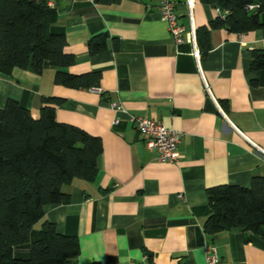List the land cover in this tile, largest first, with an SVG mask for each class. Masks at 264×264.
<instances>
[{"label":"crops","instance_id":"0c3cea01","mask_svg":"<svg viewBox=\"0 0 264 264\" xmlns=\"http://www.w3.org/2000/svg\"><path fill=\"white\" fill-rule=\"evenodd\" d=\"M161 1L48 0L49 30L64 35V51L75 58L63 70L100 72L97 88L55 84L48 63L40 73H0V117L8 99L37 118L42 98L57 97L56 121L102 142L96 170L62 187L69 200L44 206L30 237L44 220L76 236L79 254L71 264H205L206 243L216 247L218 264H264L260 235L231 228L209 236L202 227L207 188L249 187L253 177H264V156L252 147L264 150V70L249 68L251 50L264 49V27L211 30L207 50L195 34L196 58L188 32L217 17L216 7L190 0L189 14L186 0L174 2L183 38L176 44L159 15ZM100 33L107 35L105 49L89 54L88 40ZM113 102L125 112L112 110ZM129 115L179 132V159L159 161Z\"/></svg>","mask_w":264,"mask_h":264},{"label":"trees","instance_id":"16d2710c","mask_svg":"<svg viewBox=\"0 0 264 264\" xmlns=\"http://www.w3.org/2000/svg\"><path fill=\"white\" fill-rule=\"evenodd\" d=\"M179 2L182 0H173ZM212 4L220 14L196 29L202 50L209 48V33L220 28L240 34L264 27L260 14L264 0H199ZM253 5L252 9L248 6ZM223 15V16H222ZM54 10L48 0H0V73L30 68L40 73L45 63L55 69L54 83L72 89L97 88L100 72L71 74L64 68L75 63L66 53V40L52 33ZM106 34L87 42L89 54L106 47ZM114 48L117 42L113 44ZM249 68L264 70V49L251 50ZM61 98L44 97L39 116L8 99L0 117V264H71L79 254L78 239L61 234L44 220L31 239L33 226L43 217L46 205L65 203L62 190L74 177L96 170L102 142L76 126L55 119ZM208 212L204 232L211 236L231 228L264 239V177L252 178L249 187L220 184L205 190Z\"/></svg>","mask_w":264,"mask_h":264},{"label":"built area","instance_id":"2783aa9c","mask_svg":"<svg viewBox=\"0 0 264 264\" xmlns=\"http://www.w3.org/2000/svg\"><path fill=\"white\" fill-rule=\"evenodd\" d=\"M189 14H191V1L186 0ZM49 3V2H48ZM254 6H248V9H252ZM218 13L220 11L217 9ZM158 12L161 18L166 22L168 32L172 37L174 43L179 44L183 42L181 35V26L178 24L177 14L174 9L173 0H162L158 7ZM223 16V15H222ZM187 38L192 44V53L197 58V49L195 46V30L191 25ZM204 90L209 93V88L203 81ZM110 108L114 111L125 112L124 108L113 102L110 104ZM129 120L136 128L139 135L142 137L145 147L149 151H155L156 157L159 161L176 162L180 155L178 152V144L180 141V133L166 127L161 121L150 119L145 116L129 115ZM114 123L117 119L113 120ZM252 147L255 152L264 156V150L254 144ZM219 257L216 247L211 243H206L205 246V264H218Z\"/></svg>","mask_w":264,"mask_h":264},{"label":"rangeland","instance_id":"374dc122","mask_svg":"<svg viewBox=\"0 0 264 264\" xmlns=\"http://www.w3.org/2000/svg\"><path fill=\"white\" fill-rule=\"evenodd\" d=\"M40 227V226H39Z\"/></svg>","mask_w":264,"mask_h":264}]
</instances>
